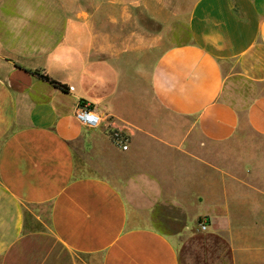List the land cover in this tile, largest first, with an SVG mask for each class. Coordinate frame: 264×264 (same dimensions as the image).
<instances>
[{
  "label": "crops",
  "instance_id": "1",
  "mask_svg": "<svg viewBox=\"0 0 264 264\" xmlns=\"http://www.w3.org/2000/svg\"><path fill=\"white\" fill-rule=\"evenodd\" d=\"M183 7L149 103L146 14L177 6L0 0V264H264V91L242 115L223 97L232 70L264 86V0Z\"/></svg>",
  "mask_w": 264,
  "mask_h": 264
},
{
  "label": "rangeland",
  "instance_id": "2",
  "mask_svg": "<svg viewBox=\"0 0 264 264\" xmlns=\"http://www.w3.org/2000/svg\"><path fill=\"white\" fill-rule=\"evenodd\" d=\"M171 5L177 6V23L174 25H160L156 24L152 19H149L150 16L148 13L145 32H146V54L144 57V64L146 70V81H145V91H146V102L151 103L152 98H150V89H149V72L151 64L153 63L155 56L154 54L158 52V48L161 45L165 46L166 43H180L184 42L187 39V29L185 24V14L183 10V6L187 0H164ZM155 4L154 1L151 2L153 6ZM158 11V10H157ZM133 25L129 26L132 31ZM164 29V30H163ZM130 32V31H129ZM163 34L164 39L174 38V40H163L160 39V35ZM169 41V42H168ZM228 70L225 71L227 73ZM235 70H232V74H225V87L223 97L226 101L231 103L235 109L239 112L240 115L243 114V111L247 105V103L254 98L256 95L261 94L264 91V86L262 84H254L251 81H248L238 75L233 74ZM148 109L149 107L146 106ZM145 127H148L146 124ZM166 128L165 124L162 126ZM232 156L233 153H230Z\"/></svg>",
  "mask_w": 264,
  "mask_h": 264
},
{
  "label": "built area",
  "instance_id": "3",
  "mask_svg": "<svg viewBox=\"0 0 264 264\" xmlns=\"http://www.w3.org/2000/svg\"><path fill=\"white\" fill-rule=\"evenodd\" d=\"M74 118L81 124L82 127L87 129H95L100 126L101 118L98 114L89 106L79 105L74 112ZM114 143L119 145L120 148L125 151L128 148L127 142L120 137L119 133H115L113 136ZM200 231H207V225L205 222L199 224Z\"/></svg>",
  "mask_w": 264,
  "mask_h": 264
},
{
  "label": "trees",
  "instance_id": "4",
  "mask_svg": "<svg viewBox=\"0 0 264 264\" xmlns=\"http://www.w3.org/2000/svg\"><path fill=\"white\" fill-rule=\"evenodd\" d=\"M33 73L36 74L37 76H39V78H41L42 80L50 83L54 87H56V88H58V89H60V90H62L64 92L68 90L67 86H65V85L53 80L52 78H50L47 74H45L43 72L35 71Z\"/></svg>",
  "mask_w": 264,
  "mask_h": 264
}]
</instances>
